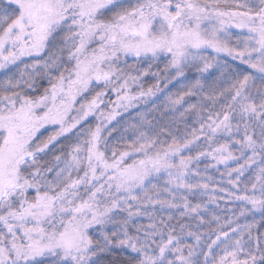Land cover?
<instances>
[{"label": "snow or ice", "instance_id": "1", "mask_svg": "<svg viewBox=\"0 0 264 264\" xmlns=\"http://www.w3.org/2000/svg\"><path fill=\"white\" fill-rule=\"evenodd\" d=\"M0 73V264H264V0H0Z\"/></svg>", "mask_w": 264, "mask_h": 264}, {"label": "rangeland", "instance_id": "2", "mask_svg": "<svg viewBox=\"0 0 264 264\" xmlns=\"http://www.w3.org/2000/svg\"><path fill=\"white\" fill-rule=\"evenodd\" d=\"M235 31V30H234ZM28 62H31V58H26ZM1 74V73H0ZM113 96V100L115 99V96ZM103 107V106H102ZM93 120V118H90V122ZM115 124V122H114ZM111 127V126H110ZM51 128V127H49ZM43 131V130H42ZM221 170H223V167L221 166ZM215 178L217 181L220 180V177L218 174H215ZM220 207L216 208L215 205H209L210 211L214 210L218 215H220L223 218L230 217L233 214V211L236 210V204L228 202L226 199L218 201ZM210 218V217H209ZM257 219H259V216H257ZM244 219L241 218L240 223H244ZM215 226V225H214ZM191 242V241H189Z\"/></svg>", "mask_w": 264, "mask_h": 264}, {"label": "trees", "instance_id": "3", "mask_svg": "<svg viewBox=\"0 0 264 264\" xmlns=\"http://www.w3.org/2000/svg\"><path fill=\"white\" fill-rule=\"evenodd\" d=\"M2 73L0 74V77H2ZM146 82L147 83H151L152 82V78L151 77H146L145 78ZM111 99H113V96H111ZM105 100L107 101L108 100V97H105ZM125 118H127V114H125ZM54 129L53 128H48V130L44 133L45 135L48 134L49 132L53 131ZM114 136L117 135L116 133L113 134ZM261 231H264V229H261ZM117 256L114 254L112 259H116Z\"/></svg>", "mask_w": 264, "mask_h": 264}]
</instances>
